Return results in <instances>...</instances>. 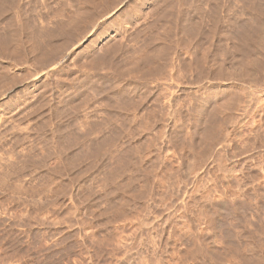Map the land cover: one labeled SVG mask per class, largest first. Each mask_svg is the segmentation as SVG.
<instances>
[{
    "label": "rangeland",
    "instance_id": "374dc122",
    "mask_svg": "<svg viewBox=\"0 0 264 264\" xmlns=\"http://www.w3.org/2000/svg\"><path fill=\"white\" fill-rule=\"evenodd\" d=\"M0 264H264V0H0Z\"/></svg>",
    "mask_w": 264,
    "mask_h": 264
}]
</instances>
